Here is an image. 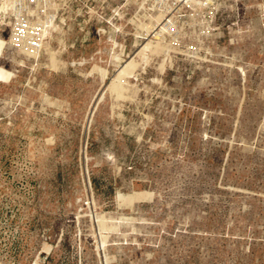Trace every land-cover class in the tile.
Returning <instances> with one entry per match:
<instances>
[{"label":"rangeland","instance_id":"1","mask_svg":"<svg viewBox=\"0 0 264 264\" xmlns=\"http://www.w3.org/2000/svg\"><path fill=\"white\" fill-rule=\"evenodd\" d=\"M214 1L223 26L189 52L131 25L54 34L57 70L5 46L0 264H264V23Z\"/></svg>","mask_w":264,"mask_h":264},{"label":"built area","instance_id":"2","mask_svg":"<svg viewBox=\"0 0 264 264\" xmlns=\"http://www.w3.org/2000/svg\"><path fill=\"white\" fill-rule=\"evenodd\" d=\"M208 2V0H0V26H7L10 47L41 54L50 36L61 34L62 30L67 35L107 34L109 27H113L107 15L112 14L110 20L118 25L116 34H122L124 28H128L129 25L133 33L134 29L129 19L135 17V12L141 15L159 13L162 14L166 37L189 52L192 50L191 47L202 45L198 40L190 43L191 33L201 38L217 37L223 26L222 20L226 10L213 2L212 4ZM256 9L261 22L264 23V0H256ZM44 29L47 33L42 34ZM72 46L76 44L73 43ZM76 64L79 62L73 61L71 66Z\"/></svg>","mask_w":264,"mask_h":264},{"label":"bare ground","instance_id":"3","mask_svg":"<svg viewBox=\"0 0 264 264\" xmlns=\"http://www.w3.org/2000/svg\"><path fill=\"white\" fill-rule=\"evenodd\" d=\"M208 1H209L208 2L209 4H212V2L214 4V0H208ZM147 15L148 14L141 15V17H147ZM107 18H108V21L111 22V24L113 25L114 32L116 33L115 30H117L116 28L118 27V25H116L113 20H110V19H112V14L111 15H107ZM140 26H142L144 28L143 29L144 32H141V30H139V27ZM119 28H121V26H119ZM136 29L137 30L134 33H132V35H130V36H133L134 39H136V40H141L144 36H146L148 38H151L152 41H156V43H158L161 39H165L166 38V35H167V32L165 31L166 30L165 29V26H163L162 14H160L158 16H152V14H149L148 20L147 19L141 20L139 22V25L136 27ZM201 31H203V29ZM43 33L44 34L47 33V30L44 29V31L42 32V34ZM191 34L197 35L195 33H191ZM204 34H206V33H204ZM115 35L116 34H113L112 36H110V41L111 42H115ZM53 37L54 36H50V39H53ZM8 38H9L8 33H7V41H5L4 39L0 38V57H1L2 53H3V50H4L5 46L7 44L10 46V43L8 41ZM57 43L59 44L58 45L59 47L62 45V48L61 49H63V47L65 48V46H66V42L62 38H60ZM49 44H50V41H46L43 50H45V49H47V47H49V51H47V58H48V63H50V67L52 69H54V70H57V69H60V68H66V64L67 63L65 61H63V60L58 59V55H57L58 50H56L55 48H52V46H50ZM111 49L114 50L116 48L112 47ZM15 50L20 51V52L23 51V53L26 56H28V57H38L40 55V52L39 53L30 52V50L28 51V50H23V49H20V48H16ZM114 60H115V62L119 60L117 53L114 54ZM20 63H22V62L21 61L16 62V65H19L20 66L21 65ZM120 63L121 62L119 60V64ZM122 66H123V64L119 65V67H122ZM118 70H120V68ZM99 71L101 72V69H99ZM13 77H14V72H8V70H5L4 68H2L0 66V84H7V83H9ZM105 78L106 77L104 76V73H103L102 74V82H103V79H105ZM120 81L121 80L118 81V84H115L114 83L115 81L113 80V83L108 87V91L109 92H112L113 93V92L117 91V96L119 98L121 96H123V95L125 97V93H126V91H128V89L126 88V86H123V83H125L124 81H126V80H122L121 81L122 84H121ZM128 85H130V82L127 84V86ZM142 195L143 196L144 195L150 196L152 194L151 193H147V194L141 193V194H138V196H136V197H139V196H142ZM136 197L129 196L127 198H124V196H120V198H123V200H126L128 203H132L133 200ZM45 251L46 252L49 251V248L45 249Z\"/></svg>","mask_w":264,"mask_h":264}]
</instances>
